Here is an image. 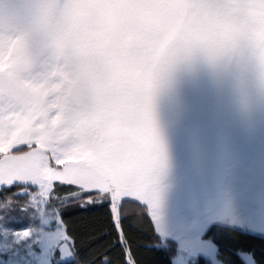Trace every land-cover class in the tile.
I'll use <instances>...</instances> for the list:
<instances>
[{
    "label": "snow or ice",
    "instance_id": "1",
    "mask_svg": "<svg viewBox=\"0 0 264 264\" xmlns=\"http://www.w3.org/2000/svg\"><path fill=\"white\" fill-rule=\"evenodd\" d=\"M4 3L0 264H264V151L193 74L246 63L264 111V0Z\"/></svg>",
    "mask_w": 264,
    "mask_h": 264
},
{
    "label": "crops",
    "instance_id": "2",
    "mask_svg": "<svg viewBox=\"0 0 264 264\" xmlns=\"http://www.w3.org/2000/svg\"><path fill=\"white\" fill-rule=\"evenodd\" d=\"M11 7V0H8L6 10L11 9ZM193 74L194 81L198 86L204 87L210 92L220 90L223 93L230 107L232 122H264V111H261L258 104L255 105L251 114L245 112L242 107V102L252 95V74L250 67L246 63L242 64L239 68L231 65L227 72L218 74L205 62L197 61L193 67ZM248 154L258 156L259 152L256 153L257 155L252 151ZM254 194L261 210L262 225L264 226V196L259 193ZM236 208L244 220L248 217L251 218L250 214L244 215L243 209L240 207ZM262 228L264 229V227Z\"/></svg>",
    "mask_w": 264,
    "mask_h": 264
},
{
    "label": "rangeland",
    "instance_id": "3",
    "mask_svg": "<svg viewBox=\"0 0 264 264\" xmlns=\"http://www.w3.org/2000/svg\"><path fill=\"white\" fill-rule=\"evenodd\" d=\"M230 108V107H229ZM236 130L237 136L248 153L264 151V122H232ZM236 207H240L244 211V215L250 214L251 218H246L245 222L251 229L257 230L248 232L258 234V230L262 227V214L260 207L256 201L255 194L246 196L243 200L235 201ZM263 229V228H262Z\"/></svg>",
    "mask_w": 264,
    "mask_h": 264
},
{
    "label": "trees",
    "instance_id": "4",
    "mask_svg": "<svg viewBox=\"0 0 264 264\" xmlns=\"http://www.w3.org/2000/svg\"><path fill=\"white\" fill-rule=\"evenodd\" d=\"M242 234H245V235H254V234H251V233H248V232H243ZM237 259H239V257H237Z\"/></svg>",
    "mask_w": 264,
    "mask_h": 264
},
{
    "label": "clouds",
    "instance_id": "5",
    "mask_svg": "<svg viewBox=\"0 0 264 264\" xmlns=\"http://www.w3.org/2000/svg\"><path fill=\"white\" fill-rule=\"evenodd\" d=\"M7 2L8 0H5V3H4V8L6 9V6H7Z\"/></svg>",
    "mask_w": 264,
    "mask_h": 264
}]
</instances>
